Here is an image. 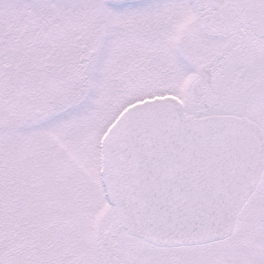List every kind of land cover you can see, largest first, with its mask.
I'll use <instances>...</instances> for the list:
<instances>
[{
  "label": "snow or ice",
  "instance_id": "snow-or-ice-1",
  "mask_svg": "<svg viewBox=\"0 0 264 264\" xmlns=\"http://www.w3.org/2000/svg\"><path fill=\"white\" fill-rule=\"evenodd\" d=\"M0 264H264V0H0Z\"/></svg>",
  "mask_w": 264,
  "mask_h": 264
}]
</instances>
